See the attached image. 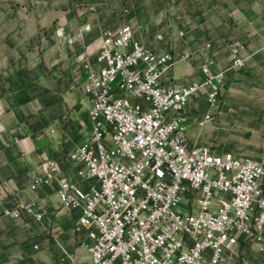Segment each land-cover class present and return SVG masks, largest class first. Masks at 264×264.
Segmentation results:
<instances>
[{
	"label": "crops",
	"instance_id": "obj_1",
	"mask_svg": "<svg viewBox=\"0 0 264 264\" xmlns=\"http://www.w3.org/2000/svg\"><path fill=\"white\" fill-rule=\"evenodd\" d=\"M87 24L91 31L78 39ZM125 24L145 45L176 56L167 85L198 81L204 63L225 73L220 104L197 96L186 108L192 145L262 156L264 0H0V264H92L86 233L60 204L59 181L85 173L70 159L89 134L83 54H95L104 33ZM231 43L242 47L244 66L232 67ZM50 173L52 182L31 188ZM21 201L44 219H12ZM238 262L264 264V255L241 245Z\"/></svg>",
	"mask_w": 264,
	"mask_h": 264
},
{
	"label": "built area",
	"instance_id": "obj_2",
	"mask_svg": "<svg viewBox=\"0 0 264 264\" xmlns=\"http://www.w3.org/2000/svg\"><path fill=\"white\" fill-rule=\"evenodd\" d=\"M91 29L78 28V39ZM229 49L232 67L244 66L242 47ZM83 55L89 134L70 159L85 173L61 179L58 197L86 233L91 263L238 264L241 245L264 255V152L213 154L188 140L186 108L197 96L220 104L225 73L204 63L198 81L165 84L178 59L145 45L131 24L106 31L99 50ZM24 215L44 219L21 201L10 216Z\"/></svg>",
	"mask_w": 264,
	"mask_h": 264
},
{
	"label": "rangeland",
	"instance_id": "obj_3",
	"mask_svg": "<svg viewBox=\"0 0 264 264\" xmlns=\"http://www.w3.org/2000/svg\"><path fill=\"white\" fill-rule=\"evenodd\" d=\"M211 107H213V106H211ZM235 120H237V119H235ZM243 122H244V125H246V126H249L248 124H250L249 120H248V121H243ZM233 142H234V143H238L239 141H238V140H234ZM251 142H252V143H253V142L257 143L256 140H252ZM222 147H224V144H222Z\"/></svg>",
	"mask_w": 264,
	"mask_h": 264
}]
</instances>
